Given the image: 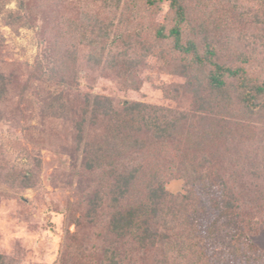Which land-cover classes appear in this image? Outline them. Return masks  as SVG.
Returning <instances> with one entry per match:
<instances>
[{
    "label": "trees",
    "instance_id": "obj_1",
    "mask_svg": "<svg viewBox=\"0 0 264 264\" xmlns=\"http://www.w3.org/2000/svg\"><path fill=\"white\" fill-rule=\"evenodd\" d=\"M12 1L0 0V17L34 29L40 51L18 84L0 71V122L28 121L14 105L33 96L34 134L78 178L67 213L76 230L58 264H264L253 239L264 230V126L255 120L264 115V0ZM86 8L96 13L83 16ZM107 10L116 15L103 19ZM141 11L146 27L116 23ZM232 26L242 34L235 60L223 35ZM90 47L99 51L86 61ZM151 54L183 77L174 94L163 88L175 107L82 83L92 66L138 89ZM19 172L23 188L37 186L33 168Z\"/></svg>",
    "mask_w": 264,
    "mask_h": 264
},
{
    "label": "rangeland",
    "instance_id": "obj_2",
    "mask_svg": "<svg viewBox=\"0 0 264 264\" xmlns=\"http://www.w3.org/2000/svg\"><path fill=\"white\" fill-rule=\"evenodd\" d=\"M15 5L16 1L13 0L11 7ZM94 9L86 8L87 12L85 11L83 16H93L96 13ZM228 12L230 11L219 12L221 15L218 16H226ZM101 13L103 19H109L111 16L113 18L116 15L115 11L108 12V10ZM149 14L147 11L135 12L133 15L126 14L131 18L126 17L116 23L125 22L127 27H130V24H138V26L143 24L146 27ZM163 17L164 14L160 13L158 19ZM223 35H228L229 42L235 46L231 51L234 56L230 55L235 60L237 49L242 47L239 41L241 30L232 26L223 31ZM161 46L166 47V45ZM156 47L157 43L154 42V48ZM39 51V40L34 29L12 28L0 17L1 72L6 75L12 74L13 82L19 79L25 80ZM90 51H96L93 57L95 58L99 48L90 47L86 50L84 53L86 61L90 57ZM153 54L149 58L146 57L145 66L138 72L137 76L140 79L138 89L125 90L124 84L113 74L104 76L101 70H95L92 66H88L87 75L82 76V83L94 87L98 93L109 94L118 99L175 107L177 102L166 96L163 88L169 87L171 95L174 94L173 89L183 81V77L174 72L167 63H157V57ZM155 55L158 56L157 53ZM93 58H90L91 62L94 61ZM30 97L33 101L34 97L31 95ZM18 101L16 100L17 103ZM32 101L23 102L20 106L14 105V108L23 109L24 118L28 121H20L19 124L6 120L0 122V253L11 258L13 260L11 264H58L65 236L69 230L71 232L76 230L75 225L70 224L67 213L70 206L78 204L76 198L78 178L71 177L68 173V165L64 163L65 157L61 158L60 154L56 153V148L49 144V140L43 141L39 138V134L36 132L34 134V131L41 126L39 121L33 118ZM4 105L0 103L1 111L6 109ZM11 107V104L7 106V110ZM255 120L257 127L264 126V115L256 116ZM26 127L29 129L27 132ZM33 127L36 129H32ZM244 151L247 153L246 149ZM26 167L33 168L36 175L38 184L34 188H23L21 177H16L20 176L19 171ZM181 185L180 182H175L170 186V190L177 191ZM253 239L264 249V230L253 236ZM77 244L71 242L72 249ZM72 251L76 256L77 251ZM74 259L76 257L68 258L72 261L67 264L82 263V260L74 263Z\"/></svg>",
    "mask_w": 264,
    "mask_h": 264
}]
</instances>
